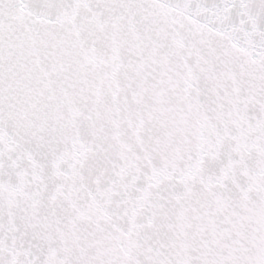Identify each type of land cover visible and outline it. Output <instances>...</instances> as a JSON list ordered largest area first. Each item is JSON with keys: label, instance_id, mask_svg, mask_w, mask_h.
<instances>
[{"label": "snow or ice", "instance_id": "6c2138e0", "mask_svg": "<svg viewBox=\"0 0 264 264\" xmlns=\"http://www.w3.org/2000/svg\"><path fill=\"white\" fill-rule=\"evenodd\" d=\"M0 264H264V0H0Z\"/></svg>", "mask_w": 264, "mask_h": 264}]
</instances>
